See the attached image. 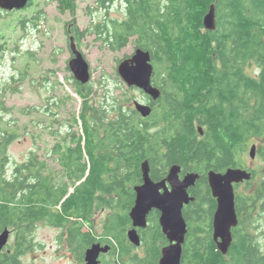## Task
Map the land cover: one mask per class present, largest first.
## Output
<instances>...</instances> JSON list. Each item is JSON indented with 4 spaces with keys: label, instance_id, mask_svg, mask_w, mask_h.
<instances>
[{
    "label": "trees",
    "instance_id": "obj_1",
    "mask_svg": "<svg viewBox=\"0 0 264 264\" xmlns=\"http://www.w3.org/2000/svg\"><path fill=\"white\" fill-rule=\"evenodd\" d=\"M54 1L62 12L75 13L77 0ZM97 2L105 9L121 2L124 17L105 16L89 31L112 50L124 48L135 37L137 48L151 52L157 73L166 75L175 102L155 108L142 123L123 103H115L111 111L110 105L98 101L91 80L83 84L75 79L81 109L71 117L66 130L63 126L51 131L58 119L49 126L52 135L61 136L49 153L58 161L59 169L31 151L10 170L7 148L20 135L3 123L0 111V233L5 229L11 232V240L0 251V264H24L23 257L39 245L34 233L40 222L64 229L60 239L80 261L88 247L100 242L111 246L103 255L109 259L102 264H159L168 241L157 212L150 214L147 227L142 229V253L128 239L134 185L142 178V162H150L154 179L161 175L157 169L161 154L171 161L190 156L209 167H237L243 163V158L236 157L241 143L244 153L251 139L262 138L264 142V0ZM212 5L216 27L211 30L205 27L204 17ZM27 11L31 17L23 13ZM3 12L1 16L0 10V20L4 19L10 29L1 32L0 58L11 43V27L23 31L28 25L38 26L36 19L42 11H37L34 0H30L26 10ZM70 31L75 40L86 34L77 25ZM14 80L13 74L8 86ZM54 98L55 106L73 99L71 95ZM210 99H215V105L208 108ZM0 106L7 110L2 99ZM47 111L55 113L50 107ZM157 120L165 122L161 131L155 129ZM196 124L207 126L205 148V142L192 140L197 134ZM263 194L259 190L257 198ZM237 201L240 208L244 200ZM104 209L112 212L102 234L85 230L86 222L92 224L96 212ZM189 209L192 211L185 210L187 219L194 217L197 222L206 215L196 204ZM251 216L242 221V228L233 230L226 254L204 233L207 225H198L201 228L183 245L182 264H264L261 242L248 229Z\"/></svg>",
    "mask_w": 264,
    "mask_h": 264
},
{
    "label": "rangeland",
    "instance_id": "obj_2",
    "mask_svg": "<svg viewBox=\"0 0 264 264\" xmlns=\"http://www.w3.org/2000/svg\"><path fill=\"white\" fill-rule=\"evenodd\" d=\"M34 2L37 11H42L36 19L38 26L28 25L23 31L20 28L15 30L12 26L11 43L0 58V99L7 108L2 110L0 106V111H3L2 121L5 125L14 127L20 135L7 148L10 170H14V164L25 160L31 151L37 152L43 159L46 158L52 167L60 168L58 161L50 157L49 153L61 136L52 135L49 126L52 120L58 119L51 131L62 129L63 126V130H66V125L74 113L81 109L82 104L75 92V77L69 65L73 56L71 38L74 34L68 32L71 27L77 25L80 31H86L84 38L74 40L91 66V81L95 84L94 97L98 101L110 105L112 111L115 103H122L129 98V102L125 103L131 107L143 97V93L129 87L118 73L121 61L132 56L137 49L135 37L124 48L112 50L97 34L89 31L91 26L105 19V16L112 19L123 18L121 2L105 9L97 0H77L75 13L69 10L62 12L58 2L54 0ZM24 9L26 10V7ZM5 13L2 11L1 16ZM23 13L32 16L31 11ZM10 19L12 18L7 20ZM3 20H0V35L1 32L4 33V28L8 31L10 29L5 26ZM13 74L16 81L8 86ZM54 84L56 86L53 88ZM67 95H71L73 99L68 100L64 106L53 104L54 97L63 99ZM49 103L53 105L49 106ZM49 107L54 114L47 111ZM109 115L113 117L115 113L110 112ZM72 129L79 131L78 126H73ZM254 160V164L260 169L259 179L250 186L251 188L242 187L241 192L254 193L264 189V185H261L264 182V156H258ZM250 161L248 155V163ZM260 179L262 183L259 184ZM111 212L109 209L98 210L92 224L86 222L85 229L100 236L103 224ZM252 219L249 230L257 236L264 250V209L259 205ZM63 230L40 222L34 233L39 245L23 257L24 264H79V258L60 239ZM138 252L142 253L141 250ZM106 259L109 258L104 257L101 260Z\"/></svg>",
    "mask_w": 264,
    "mask_h": 264
},
{
    "label": "water",
    "instance_id": "obj_3",
    "mask_svg": "<svg viewBox=\"0 0 264 264\" xmlns=\"http://www.w3.org/2000/svg\"><path fill=\"white\" fill-rule=\"evenodd\" d=\"M30 0H0V10L13 11L27 7ZM204 25L208 29L216 27L215 6L212 5L210 11L204 17ZM71 49L73 58L69 65L75 79L83 84L88 83L91 76V66L82 51L77 47L74 38H71ZM151 52L143 48H137L135 53L122 60L118 66V73L128 86H137L143 89L154 99L161 94L160 90L152 85V74L154 66L151 63ZM137 109L143 116H148L152 108L147 105L137 103ZM256 147L252 148V155H255ZM144 183L136 186V200L130 211L133 221V228L128 231V239L135 246L142 244L138 228H146L148 225V215L153 209L161 211L160 225L164 234L169 240V244L162 250L159 264H182L183 245L186 241L187 222L183 216L184 203L189 201L187 192L188 186L192 185L196 176H188L182 183L176 184V168L172 170L167 178L174 189L169 191L164 188L166 180L156 183L150 176L148 161L141 165ZM252 172L242 168H229L226 173L210 174V183L214 196L218 198V209L215 215L214 227L215 238L219 249L226 254L233 241V227L238 225V215L236 212L235 183L250 181ZM11 232L5 229L0 233V251L9 243ZM221 239H218V238ZM111 246L103 245L100 242L93 243L85 252V264H101V255L107 253Z\"/></svg>",
    "mask_w": 264,
    "mask_h": 264
},
{
    "label": "flooded vegetation",
    "instance_id": "obj_4",
    "mask_svg": "<svg viewBox=\"0 0 264 264\" xmlns=\"http://www.w3.org/2000/svg\"><path fill=\"white\" fill-rule=\"evenodd\" d=\"M70 30H71V28H70ZM72 58H73V56H72ZM151 63L154 66V71L152 74V85L160 90V92H161L160 96L158 98L154 99L151 95L147 94L143 89H141L137 86H129V87L137 89L141 93H143V97L141 99H139V101H135L134 105L131 107L125 103V102H129V98H127L126 101L122 102L126 108H129L132 110L133 115H135L136 117H139L141 119L142 123H146L148 117L153 115V111L155 108L163 109L164 106L171 105L172 103L175 102V98L173 97V94H175V92L171 88L170 82H169V80H167L166 75L165 74L161 75V73H157L156 65H155L153 59H151ZM158 77H159V80H157ZM208 102H209L208 108L215 105V99H210ZM137 103L150 106L152 108L151 114L146 116V117L143 116L141 114V112L138 111V109H137V105H136ZM113 117H115V116H113ZM148 122L151 123L150 120H148ZM164 124H165L164 121L157 120V124L155 126V129L162 128V126H164ZM196 127H197V134H196V136H194V138L192 140L196 139L197 144H199L201 141L205 142L206 144L203 145V148H205L207 145V142H208L207 126L196 124ZM159 131H161V129H159ZM259 144H260V146H259ZM253 146L256 147L255 155H252ZM263 147H264V142H263L262 138H256V139L253 138L250 140V142H248L247 148H246L245 152L243 153L242 152V143H241V145L239 147H237L238 153H237L236 157H237V160H242V158H243V163L240 162L237 167L230 166L227 168H225V167L224 168L209 167L208 164H206L202 161H197L196 159H194L190 156H188L187 158H184L182 160H173V161L166 160L162 154H161V156H159V159L157 161V169L161 173V175L158 177V179H154L151 176V174H150V176L152 177V179L156 183H160V182H163L164 180H166L165 186L160 189V192L163 193L165 191L164 188H167L169 191L174 189V184H172L170 181H168L167 178L169 177L172 170L175 168H176V175H177L176 184L182 183L183 181H185V179L188 176H192V175L196 176L193 184L188 186V188H187L189 201L184 203V207H183V216L187 222L186 239L189 238V236L191 234H193V236H194L195 232L201 228V227H198V225L201 224V225H205V226L207 225L206 229L203 230L204 233L207 236L212 237L216 241L214 221H215V215H216V212L218 209L219 202H218V198L216 196H214L212 186L210 183V174L212 172L224 174L227 172V170L229 168H242V169L248 170L249 172H252V179L250 181L245 180V181H242L240 183L234 184L235 195H236V212H237L238 220H239L238 225L236 227L241 226L242 221L245 220V218L247 216H249L250 214H252V216H251L252 218L255 217V211H256V208L258 207V205H259V207L264 209V199L262 200V198H259V199L257 198L259 190L257 192H254V193H248V192L244 193V192L240 191L242 189V187L251 188L250 186H252L253 183H255V181L257 179H259L258 174L260 173V171H259L260 169L257 166V164L256 165L254 164V161H255L254 159H256L258 156H264V149H262ZM248 155H249V158L251 160L249 163H248ZM144 161H148V160L145 159ZM148 164H149V168L151 170V165H150L149 161H148ZM143 183H144V179H143V172H142V178L140 179V181L138 183H135V185H134L135 200H136L135 187L142 185ZM260 183H262V179L259 180V184ZM261 185H264V182ZM261 191L264 193V189H262ZM237 198L238 199L243 198V200H244L243 203H241L243 205L240 208L238 207ZM134 204H135V201H134ZM195 204L204 208L205 212H206V215H203L202 218L200 219V221H197L198 223L196 222V219L194 217H190L189 219H187L185 217V210L192 211L189 208ZM153 212H157L159 214V222H160L161 211H159L158 209H153L149 213L148 218H149L150 214ZM204 216H205L206 220L203 221L202 219L204 218ZM242 226H241V228H242ZM236 227H233V230ZM250 227H251V225L249 224L248 229H250ZM131 228H133V221H132V225H131V227H129L128 231ZM142 229H144V228H138V232L141 236V239L143 238ZM85 230H88V229H85ZM166 239H167V236H166ZM218 239H221V238L219 237ZM167 241L168 242L166 243L165 246H167L169 244L168 239H167ZM216 243H217V241H216ZM103 245H107V244H103ZM132 245L135 246L134 244H132ZM217 245H218V243H217ZM135 247H137V246H135ZM141 247L142 246H139L138 249ZM100 259H103V254L101 255ZM101 262L103 263V260H101ZM85 263H86V261H85V255H84L83 261H80L79 264H85Z\"/></svg>",
    "mask_w": 264,
    "mask_h": 264
}]
</instances>
